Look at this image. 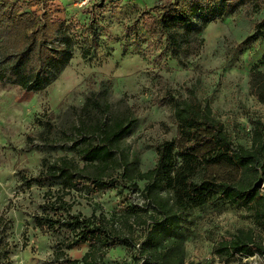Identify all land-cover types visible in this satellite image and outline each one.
<instances>
[{"label":"rangeland","instance_id":"obj_1","mask_svg":"<svg viewBox=\"0 0 264 264\" xmlns=\"http://www.w3.org/2000/svg\"><path fill=\"white\" fill-rule=\"evenodd\" d=\"M12 1H20L26 9L32 3ZM48 1L55 19L76 26L74 56L43 92L26 93L0 83V264L63 263V258L55 263L63 235L41 230L34 222L50 188L34 184L27 189L25 179L42 173L47 161L76 158L71 150L80 140L76 127L101 116L97 109L90 115L83 111L89 98L109 104L112 116L136 120L116 154L129 156L133 163L137 159L135 164L143 172L155 166V148L178 136L170 96L178 102L195 96L245 148L251 147L253 123H264V104L250 83L254 71L264 72V39L247 40L264 18V10L238 9L209 22L201 32V22L194 20L197 34L182 54L174 55L148 47L152 22L142 14L162 0H108L103 8H98L100 0ZM91 14L97 21L93 30ZM136 21L142 34L139 40L125 36L126 28ZM83 50L88 51L86 58ZM95 170L92 166L88 171ZM259 179L264 181L262 176ZM138 184L143 189L145 182ZM58 190L59 186L52 188ZM128 193L127 189L123 196L109 189L73 190L66 200L75 202L76 213L109 218L119 215L125 203L143 204L138 194L126 202ZM97 205L101 209L96 210ZM186 225L187 264H264L260 256L226 260L215 253L219 243L236 238L264 245V233L255 226L252 212L217 202L192 211ZM136 231L138 242L141 232ZM2 250L8 258H3ZM88 250L84 245L67 251L66 258L80 259ZM126 257V249L117 247L105 263L119 264Z\"/></svg>","mask_w":264,"mask_h":264},{"label":"trees","instance_id":"obj_2","mask_svg":"<svg viewBox=\"0 0 264 264\" xmlns=\"http://www.w3.org/2000/svg\"><path fill=\"white\" fill-rule=\"evenodd\" d=\"M107 1L100 0L98 8ZM31 2L26 9L20 1L0 0V83L39 93L70 64L76 26L55 19L48 0ZM244 7L260 13L264 0H162L142 14L152 22L148 47L180 55L197 34L194 20L201 22V32L209 22ZM96 23L91 14L90 30ZM125 36L142 38L139 21L126 28ZM263 39L264 18L247 40ZM82 56L86 58L88 51L83 50ZM250 83L264 104V72L254 71ZM169 98L178 136L155 148L157 159L152 169L143 172L135 164L137 159L133 163L129 156L116 154L136 120L112 116L109 104L100 105L91 97L83 111L90 115L97 109L101 116L76 127L80 140L71 147L76 158L47 161L42 173L25 179L27 189L34 184L50 188L34 222L41 230L63 235L55 263L63 258L62 264H106L111 250L124 247L127 257L119 264H187L188 217L192 211L217 202L252 212L255 226L264 233V181L259 179L264 178V123H253L251 147L245 148L231 139L225 125L195 96L182 102ZM92 166L96 170L88 171ZM259 181L262 187L257 186ZM139 182H145L143 189ZM55 186L59 190L52 192ZM83 189L91 193L116 190L120 196L127 189L126 202L138 194L143 204L124 202L119 215L116 212L107 218L94 212L86 217L74 212L75 202L66 200L73 190L79 193ZM137 229L141 232L138 242ZM84 245L89 250L82 258H66L67 251ZM215 253L226 260L235 256L264 258V245L236 238L219 243ZM1 254L8 258L7 251Z\"/></svg>","mask_w":264,"mask_h":264},{"label":"water","instance_id":"obj_3","mask_svg":"<svg viewBox=\"0 0 264 264\" xmlns=\"http://www.w3.org/2000/svg\"><path fill=\"white\" fill-rule=\"evenodd\" d=\"M257 186H258V187H262V181H259V182L257 183Z\"/></svg>","mask_w":264,"mask_h":264}]
</instances>
